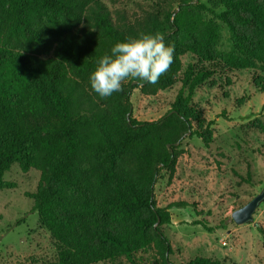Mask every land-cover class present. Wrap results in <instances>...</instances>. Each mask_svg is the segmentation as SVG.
<instances>
[{"label": "trees", "instance_id": "1", "mask_svg": "<svg viewBox=\"0 0 264 264\" xmlns=\"http://www.w3.org/2000/svg\"><path fill=\"white\" fill-rule=\"evenodd\" d=\"M217 1L224 10L214 16L229 28L235 53L217 51L219 26L192 0L128 31L102 0H0V191L12 187L4 177L14 164L40 171V186L28 196L40 225L61 245L51 264L132 261L145 249L154 251L153 264H174L163 227L172 222L171 208L188 204L159 208L155 186L163 171L174 176L185 139L212 142L214 121L207 123L192 100L215 71L190 64L172 109L156 121L132 116L131 94L171 88L187 53L264 71V0ZM142 32L163 33L175 46L170 69L155 85L127 80L123 92L100 98L89 81L99 58ZM195 224L207 232L223 228ZM187 264L220 262L197 257Z\"/></svg>", "mask_w": 264, "mask_h": 264}, {"label": "rangeland", "instance_id": "2", "mask_svg": "<svg viewBox=\"0 0 264 264\" xmlns=\"http://www.w3.org/2000/svg\"><path fill=\"white\" fill-rule=\"evenodd\" d=\"M114 23L122 30L137 29L149 19H162L178 10L181 0H102ZM204 4L206 21L219 26L217 51L235 53L229 28L214 13L224 10L217 0H192ZM178 81L157 95H144L140 89L131 94L132 116L138 121H156L171 109L182 88L181 79L188 66L212 69L214 76L196 88L192 105L202 111L206 122L214 121L209 145L198 137L182 143L172 178L163 171L155 186L159 208L185 202V208L169 210L172 222L163 227L170 241L174 264H187L197 257L220 264H264V200L253 221L238 225L232 214L264 192V71L231 69L218 62L199 61L192 53L181 57ZM127 81V80H126ZM134 83H137L136 81ZM187 94V91H185ZM12 185L0 191V264H51L58 260L61 245L39 223L33 211L41 173L24 172L14 164L5 174ZM197 221L223 228L207 232ZM155 253L139 251L131 261L121 257L97 264H153Z\"/></svg>", "mask_w": 264, "mask_h": 264}, {"label": "clouds", "instance_id": "3", "mask_svg": "<svg viewBox=\"0 0 264 264\" xmlns=\"http://www.w3.org/2000/svg\"><path fill=\"white\" fill-rule=\"evenodd\" d=\"M99 58L89 77L91 89L102 99L115 92H123V82L134 80L155 85L174 62V45L165 44L163 33H140L138 38L129 37L117 42Z\"/></svg>", "mask_w": 264, "mask_h": 264}, {"label": "water", "instance_id": "4", "mask_svg": "<svg viewBox=\"0 0 264 264\" xmlns=\"http://www.w3.org/2000/svg\"><path fill=\"white\" fill-rule=\"evenodd\" d=\"M264 200V192L254 198L244 207L236 210L232 214V219L238 225H243L253 221V215L259 204Z\"/></svg>", "mask_w": 264, "mask_h": 264}]
</instances>
